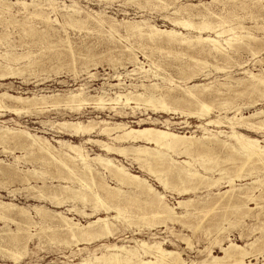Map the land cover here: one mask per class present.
<instances>
[{"label":"rangeland","instance_id":"rangeland-1","mask_svg":"<svg viewBox=\"0 0 264 264\" xmlns=\"http://www.w3.org/2000/svg\"><path fill=\"white\" fill-rule=\"evenodd\" d=\"M4 1H9L13 4L16 2H28L31 4L34 0ZM230 1L231 0H35L38 6L36 8L30 6L28 9L23 10V7L21 8L20 5H13L9 11L3 10V12L0 10V14L2 12L4 13V15L3 13L0 15V24L2 25H0V38L4 35V37H6V39H0V95L4 92L11 96H22L25 98L40 97L43 95L59 96L58 98H63L64 95L73 91L75 93H82V96L88 99L87 102L78 108V111L74 112L69 111L65 107H50L46 108L44 112L35 110L27 114H20L21 116L13 115L10 112H1L0 127L19 128L20 130L29 131L32 134L44 136L57 150H61L63 153H68V150L65 147L61 148L60 145L56 143L57 140L68 141L74 145H82L85 153L90 157L94 158L100 154L104 157L108 156L111 159H115V162L125 166L128 172L141 177L146 180V184L152 186L151 192L145 191L144 194H140V192L135 190L134 186H132L133 188L131 187L130 183H121L116 179H111L103 168L95 166L94 164H92V167H94L93 173L96 174L97 172L96 175L92 173L87 176L84 174L82 175L81 172H77L74 176L71 175L67 169L65 170V168H63L62 173L65 171L64 173L66 174L63 173L62 176L60 170L59 174L58 170H56L57 167L51 165L54 163H52L50 157L44 156L46 159L44 157L39 158L40 154L35 151L23 149L22 147H19L21 150H18L16 149L18 147H15L12 143L5 144L6 147H10L8 149L5 145H1L0 160H2V162H0V166L2 164L3 170L4 168L5 170L4 173L0 174V177L5 179L2 180L0 178V201L11 204L12 208L9 210L10 212L0 211V217L3 218L0 220V264H81L83 259L93 264H113L108 261L110 256L97 259L108 254L104 246L113 245L127 248L133 247L139 250L144 259H151V256L144 254L143 250L139 248L140 242L143 241L147 242L149 246L154 244L153 247L158 243H162V246L168 251L178 252L183 261H198L199 263L202 262L201 260H211L212 256L223 258L224 252L221 248L225 249L231 245H235L243 247L250 253L253 251L251 253L252 255L245 258V261L247 263L249 262L248 264H263L264 186L261 185L264 183V170L261 169V165L259 162L256 163L257 161H255L254 158L249 160L248 163L247 155L239 148L232 149L230 146H227L228 149H225L222 146H218L216 149L212 148L215 150L207 155L208 157L204 154L200 155L201 151H199L200 149L198 147L200 144L193 145L189 150L191 152H185V149L167 152L171 160L168 162L169 166H171L170 169L172 173L170 172V175L169 173L167 174V172L163 174V169L165 170V168L156 167L153 169L152 167L154 172H159L157 175L155 173L153 175L143 170L138 161L135 162V155L133 152H129L127 156L107 154L96 144L86 142L87 139H92L93 141L112 143V141L105 136L93 133L91 137L86 136L84 138H78L76 136L64 134L62 130V132H60L57 128L58 123L64 121L82 122L84 125L94 121L95 125L99 124L96 126L95 130L102 127L104 121L110 125L126 123L135 130L144 128L168 130L179 136H186L199 142L201 141L204 144L207 143V145L209 141H213V136H216L219 141L227 142V144L231 146V143L234 141L233 145L236 144V140L231 138L233 131H235L242 136L258 140L260 145L264 147V84L255 85L260 80H264V9L262 10L264 1H258L259 3L257 0ZM255 6L256 9L254 8ZM2 7L6 9L5 6ZM240 7L243 9L241 10ZM72 8L74 10L76 9L75 13L72 12ZM244 9L247 12L243 11ZM35 10L37 13H42L43 15L47 12L45 17L48 16L51 23L47 22L48 25L43 18L40 19L37 17V19L36 16L34 18V16L27 15L28 11V14H30L31 11L33 14ZM96 14L101 15L99 17L96 16ZM251 14L254 16L252 15L250 17ZM211 15H215L214 18ZM69 16H72L71 20H82L86 24L74 26L71 20L68 19L70 18ZM203 16L205 18H203ZM206 18L208 19L207 21ZM180 20L191 21V23L193 22V26L186 28L174 24V22ZM208 22L210 23L208 24ZM133 23L140 24L144 31L143 36H138L131 32L128 26H131L130 24ZM35 27L37 29H34ZM151 27L158 30H174L182 35L176 42L169 44L165 41L167 40L166 36L156 35L150 38L149 34ZM28 29H30V32L27 31ZM38 29L43 33L39 34L40 31ZM34 30L38 34L34 33ZM219 31L223 33L217 35L216 32ZM197 36L217 39L218 49H214L211 42H198ZM208 53L211 54L209 55ZM135 59L137 62L133 61ZM6 66L9 67L7 68ZM10 68L11 70L9 71ZM12 68L16 73H12ZM6 71L9 72L7 73ZM11 75L14 76L11 77ZM245 83L246 86L244 87ZM252 84H254V86ZM249 85L251 86L249 87ZM195 86H197L196 89L188 93V89ZM127 91L138 92L139 94H143V97L140 101H132L130 107L124 108V111L118 110L121 114L110 111L109 108L111 106L116 108H123V106L116 105V103L107 100L110 97L114 98L117 92L126 93ZM150 92L154 94L156 100L160 99L159 102L166 103L167 109L163 110L160 104L157 103L158 101L148 103V96L151 95L148 93ZM169 94H171V96ZM192 95H195L197 98ZM101 96L104 98V101L100 100ZM169 96L174 97L172 98L173 100ZM90 98H92V100ZM51 101L52 100H50V102ZM197 102L206 103L211 107L209 112H205L206 114L203 113V118L199 116L200 110ZM99 105L102 108H100ZM103 106H106V108ZM131 108H134V111L131 110ZM207 113L209 115H207ZM241 115L243 121L253 125L254 128H248L239 124L241 121L237 122V124L232 127L230 119L234 117L236 119H241ZM210 120L219 122V125L206 126L207 121ZM234 123L236 122L234 121ZM140 125L142 128L139 127ZM205 129H207L208 132ZM10 145H12V147ZM127 146L128 145L125 144V147ZM148 147L155 149V146ZM1 148L4 151H2ZM14 149L15 151H13ZM229 149H231V151ZM233 151L234 153L236 152V154H234ZM239 154L241 161L245 162H242L244 165L241 164L238 157ZM242 155L246 156L243 158ZM236 156L238 159L235 158ZM32 157L35 158V161ZM31 158L32 161L30 162ZM209 160L213 163L217 162L213 164ZM238 160L240 162H238ZM201 162H204V164ZM246 162L247 167L245 166ZM250 162L251 166L249 167ZM53 166L56 169H53ZM192 166L194 168H192ZM238 167L241 168L239 169ZM13 168H15V170H13ZM224 168L227 169L225 170ZM16 169L18 171H16ZM32 169L38 172L34 174L35 177L31 173L34 178L31 177V174L25 173L26 170L32 171ZM222 169L224 170L222 171ZM185 170H188V173L187 171L185 172ZM12 171L17 174L15 175ZM42 171L44 173L45 171L47 172L44 174ZM239 172L241 173L240 175L238 174ZM52 173H54V175L57 173L55 177H58V179H54L55 177H53L54 175ZM249 173L251 175H249ZM193 174H196L198 177L195 176L194 178V176H190ZM252 174L255 175L253 176ZM70 175L72 177H70ZM202 175L206 177L204 178L205 180ZM241 175L243 176L241 177ZM21 176H25L26 179ZM82 176L83 178H81ZM94 176H97L96 179L99 181L97 182L94 178L97 184L103 182L100 185L104 186L99 187V185H96V182L94 183L89 179H92ZM176 176H178V178ZM100 177H102V182L99 180ZM228 177L230 180L226 179ZM160 178L165 180H161ZM172 178H175V181L172 180ZM30 179L32 180L30 181ZM68 179H70V181H68ZM202 179L204 182H207L204 183ZM260 179L263 180L261 181ZM160 180L164 182L162 183L165 186L167 184L169 186H163ZM166 180L167 184H165ZM72 181L74 182L72 183ZM75 182L80 183V185ZM214 183L215 185H213ZM95 185L99 187V189L106 187L108 190L106 188L105 190L107 192L104 189L99 190ZM179 185L182 186V188H179ZM30 186L31 188L28 189ZM47 186L48 188H46ZM48 189L49 191H46ZM114 190L116 196H119V199L115 196V193L113 197L112 192ZM123 190L126 191L124 192ZM252 190L253 193L251 192ZM34 191L35 193H33ZM69 191L71 192L70 194ZM76 191H80L83 196H90H85L86 198L84 200L87 202L81 200L83 199L81 197L82 195L80 193L75 194ZM88 191H92V194ZM157 191L158 193H156ZM104 192L107 193V195ZM119 193L124 196L122 197ZM95 194L99 195V199L102 200L106 208L102 205V202L100 204L102 208L100 207L98 204L100 200L93 196ZM236 194H239V196ZM49 195L56 197L60 196L58 198L60 201L56 200V202L54 200L53 203L51 199L49 200ZM159 195L163 196V202L166 205L173 208L175 212L173 220L176 221V219L179 218V222L178 220L176 222L172 220L170 223L171 220H168L166 217L163 219L162 216H156V208L151 204V200L157 198ZM69 196L70 198H68ZM109 196L112 198H109ZM233 196L237 200L232 202ZM244 196L245 198H243ZM229 197L232 198L230 199ZM259 197H262V199H259ZM253 198L254 202H251L250 200ZM108 199L111 201H107ZM114 199H118L120 202ZM135 199L137 202L141 203L133 202ZM245 199H247V201ZM143 200L147 204L144 203ZM224 201L227 202L225 203ZM204 202L206 203L204 204ZM180 203H182L183 206L180 205ZM187 203L191 206L187 205ZM201 207L205 209L203 210ZM116 208L120 211L116 210ZM235 208H239L240 210H236ZM246 208L249 210L248 213ZM138 209L141 210L139 211ZM44 210L48 211L44 213ZM122 210L124 212H122ZM196 210L198 211L196 212ZM59 214L71 218L72 223L78 224L79 227L87 226L89 222H93L99 218L108 217L107 222L110 224L111 234L104 233V237L98 234L90 239H81V237L74 238L70 232H67L64 224L61 222L62 220ZM47 215L50 216L49 219ZM152 215L153 218L155 216L154 219H152ZM175 215L178 218L174 217ZM145 216L146 219H144ZM147 217H149V219ZM160 223H163V225ZM33 224L36 225L33 226ZM24 225L27 227H24ZM7 227L9 229H7ZM43 228H45V230ZM16 231L20 232L17 234ZM10 232L12 233L9 234ZM14 233L15 235H13ZM12 235L14 239H11ZM9 236L11 237L8 241ZM254 244L259 245V247L257 245L254 247ZM255 248L259 250L257 251ZM260 249H263V251ZM254 250H256V254H253L255 253ZM259 251L262 255L259 254ZM208 252H211V255H208ZM120 259H123V257H120ZM129 264H133V262Z\"/></svg>","mask_w":264,"mask_h":264},{"label":"bare ground","instance_id":"bare-ground-1","mask_svg":"<svg viewBox=\"0 0 264 264\" xmlns=\"http://www.w3.org/2000/svg\"><path fill=\"white\" fill-rule=\"evenodd\" d=\"M160 1V0H159ZM164 1V0H163ZM176 1V0H175ZM217 1V0H216ZM226 1V0H225ZM231 1H233V0H231ZM230 1V2H231ZM238 1V0H237ZM240 1V0H239ZM245 1V0H244ZM254 1H256V0H254ZM258 1H264V0H257V2ZM48 2V1H47ZM234 2V1H233ZM243 2V1H242ZM253 2V1H252ZM256 2V3H257ZM131 3V2H130ZM221 3V2H220ZM259 3V2H258ZM245 4V3H244ZM246 4H248V3H246ZM255 4V3H254ZM13 5H20L21 6V8L24 10V9H28L30 6H32L33 8L35 7H38L37 6V4L35 3V0L30 4V3H28V2H16V3H10L9 1L8 2H5L4 0H0V10H7V11H9L10 10V8L11 7H13ZM42 5V4H41ZM2 6H5L6 7V9L4 8V7H2ZM40 6V5H39ZM50 6V5H49ZM234 6V5H233ZM32 7H31V9H32ZM4 8V9H3ZM139 8V7H138ZM255 9H256V6L254 7ZM234 9H235V7H234ZM240 9H241V7H240ZM243 9V8H242ZM241 9V10H242ZM264 9V7H262V10ZM33 10V9H32ZM51 10H52V7H51ZM60 10V9H59ZM62 10V9H61ZM65 10V9H64ZM76 10V9H75ZM75 10L72 8V12H74L75 13ZM261 10V9H260ZM21 11V10H20ZM36 11V10H35ZM35 11L33 12V14L30 12V14H28L29 13V11H28V13H27V15H29V16H34V18H35V16H36V18L37 17H39L40 19H42L43 18V20H45L46 21V23L47 22H50V19H49V17L47 16V17H45L46 16V14H47V12H46V14H45V12H44V14L45 15H43L42 13H37V11H36V13H35ZM229 11V10H228ZM236 11V10H235ZM243 11H246L245 9L243 10ZM250 11V10H249ZM259 11V10H258ZM4 12V11H3ZM2 12V13H3ZM27 12V11H26ZM231 12V11H230ZM247 12V11H246ZM256 12H257V10H256ZM1 13V14H2ZM229 13V12H228ZM250 13V12H249ZM252 13V12H251ZM258 13V12H257ZM0 14V15H1ZM11 14H13V13H11ZM25 14V13H24ZM3 15H4V13H3ZM17 15V14H16ZM63 15H66V14H63ZM70 15V14H69ZM75 15V14H74ZM74 15H72V16H74ZM76 15H77V13H76ZM100 15L101 14H96V16H99L100 17ZM234 15V14H233ZM249 15V14H248ZM253 14H251L250 15V17L252 16ZM62 16V15H61ZM68 16V15H67ZM71 16V17H72ZM208 16V15H207ZM211 16H213V15H211ZM215 16V15H214ZM214 16H213V18H214ZM235 16V15H234ZM254 16V15H253ZM256 16V15H255ZM9 17V16H8ZM11 17H12V15H11ZM65 17V16H64ZM70 17V16H69ZM71 17L70 18H68L69 20H71ZM76 17V16H75ZM163 17V16H162ZM210 17V16H209ZM218 17H220V16H218ZM225 17V16H224ZM261 17V16H260ZM22 18V17H21ZM27 18V17H26ZM33 18V19H34ZM66 18V17H65ZM161 18V17H160ZM203 18H205L204 16H203ZM202 18V19H203ZM256 18H257V16H256ZM1 19V18H0ZM38 19V18H37ZM94 19V18H93ZM211 19H212V17H211ZM220 19V18H219ZM9 20V19H8ZM19 20H21V19H19ZM64 20V19H63ZM166 20V19H165ZM208 19L206 18V21H207ZM40 21V20H39ZM53 21V20H52ZM85 21V20H84ZM256 21V20H255ZM5 22V21H4ZM25 22V21H24ZM41 22V21H40ZM54 22V21H53ZM52 22V23H53ZM71 22H72V24H74V26L75 25H78V24H84L85 22H83L82 20H78V19H72L71 20ZM139 22V21H138ZM22 23V22H21ZM29 23V22H28ZM36 23V22H35ZM42 23H43V21H42ZM51 23V22H50ZM210 22H208V24H209ZM7 24V23H6ZM48 24V23H47ZM47 24H42V25H47ZM58 24V23H57ZM66 24H67V22H66ZM86 24V23H85ZM123 24H124V22H123ZM143 25H145L144 23H142ZM174 24H177V25H181V26H184V27H192L193 26V22L191 23V21H185V20H180V21H176V22H174ZM1 25V24H0ZM31 25V24H30ZM49 25V24H48ZM115 25V24H114ZM131 26H128L129 27V29L131 30V32H133L135 35H138V36H143V29H142V27L140 26V24L139 23H133V24H130ZM205 25V24H204ZM217 25H219V24H217ZM2 26V25H1ZM85 26V25H84ZM86 26H88V25H86ZM203 26V25H202ZM20 27V26H19ZM27 27V26H26ZM259 27H261V26H259ZM30 28H32V27H30ZM51 28V27H50ZM123 28V27H122ZM146 28V27H145ZM208 28V27H207ZM232 28V27H231ZM262 28V27H261ZM34 29H37L36 27L34 28ZM46 29V28H45ZM114 29V28H113ZM11 30V29H10ZM25 30V29H24ZM31 30H33V29H31ZM39 30V29H38ZM49 30V29H48ZM217 30V29H216ZM227 30V29H226ZM8 31V30H7ZM27 31H29L30 32V29H28ZM35 31V30H34ZM40 32H39V34H42L41 33V30H39ZM64 31V30H63ZM80 31V30H79ZM78 31V32H79ZM124 31V30H123ZM207 31V30H206ZM223 31V30H222ZM222 31H219V32H216V34L217 35H219V34H222L223 32ZM242 31V30H241ZM6 32V31H5ZM233 32V31H232ZM231 32V33H232ZM24 33V32H23ZM33 33V32H32ZM32 33H29V34H32ZM34 33H37L36 31L34 32ZM33 33V34H34ZM89 33V32H88ZM109 33V32H108ZM13 34V33H12ZM38 34V33H37ZM126 34V33H125ZM225 34V33H224ZM246 34V33H245ZM109 35V34H108ZM156 35H162V36H166L167 37V40H165L167 43H169V44H172L173 42H176L178 39H179V37L182 35V34H180V33H177L176 31H174V30H171V31H168V30H158V29H156V28H154V27H151V30H150V34H149V37L150 38H153L154 36H156ZM188 35V34H187ZM5 36V35H4ZM2 37L1 36V38H5L6 39V37ZM29 36H31V35H29ZM32 36H34V35H32ZM35 36L37 37V35L35 34ZM53 36V35H52ZM127 36H129V35H127ZM42 37V36H41ZM66 37V36H65ZM112 37H113V35H112ZM235 37V36H234ZM234 37H233V39H234ZM0 38V39H1ZM8 38V37H7ZM24 38V37H23ZM46 38H47V36H46ZM140 38V37H139ZM4 39V40H5ZM39 39V38H38ZM62 39V38H61ZM196 39V38H195ZM229 39H230V37H229ZM4 40H2V41H4ZM7 40H9V39H7ZM6 40V41H7ZM29 40V39H28ZM126 40V39H125ZM197 40H198V42H211L212 44H213V47H214V49H218V47H217V45H218V40L217 39H213V38H211V37H207V38H203V37H198L197 36ZM73 42V41H72ZM100 42V41H99ZM181 42H184V41H181ZM241 42V41H240ZM65 43V42H64ZM193 43V42H192ZM229 43H231V42H229ZM228 43V44H229ZM199 44V43H198ZM232 44V43H231ZM107 45V44H106ZM41 46V45H40ZM39 46V47H40ZM94 46V45H93ZM73 47V46H72ZM98 47V46H97ZM221 47V46H220ZM70 48V47H69ZM125 48V47H124ZM139 48V47H138ZM73 49V48H72ZM116 49V48H115ZM145 49V48H144ZM175 49V48H174ZM128 50V49H127ZM150 50V49H149ZM183 50V49H182ZM94 51H96V50H94ZM221 51V50H220ZM68 52V51H67ZM74 52V51H73ZM150 52V51H149ZM158 52V51H157ZM47 53V52H46ZM115 53V52H114ZM71 54V53H70ZM153 54V53H152ZM209 54V53H208ZM211 54V53H210ZM209 54V55H210ZM135 56V55H134ZM178 56V55H177ZM4 57H5V55H4ZM29 57V56H28ZM54 57H55V55H54ZM109 57V56H108ZM203 57H204V55H203ZM7 58V57H6ZM11 58V57H10ZM44 58V57H43ZM201 58V57H200ZM13 59V58H12ZM109 59V58H108ZM114 59V58H113ZM204 59V58H203ZM207 59V58H206ZM6 60V59H5ZM8 60H9V58H8ZM16 60V59H15ZM29 60H30V58H29ZM44 60V59H43ZM81 60V59H80ZM132 60V59H131ZM214 60H215V58H214ZM10 61V60H9ZM12 61V60H11ZM133 61H136V59L135 60H133ZM200 61H201V59H200ZM205 61H207V60H205ZM97 62V61H96ZM129 62V61H128ZM137 62V61H136ZM141 62V61H140ZM224 62V61H223ZM10 63V62H9ZM14 63V62H13ZM32 63V62H31ZM36 63V62H35ZM34 63V64H35ZM150 63V62H149ZM173 63V62H172ZM33 64V65H34ZM38 64V63H37ZM85 64V63H84ZM140 64V63H139ZM151 64V63H150ZM44 65V64H43ZM99 65V64H98ZM129 65V64H128ZM138 65V64H137ZM181 65V64H180ZM208 65V64H207ZM55 66V65H54ZM67 66V65H66ZM88 66V65H87ZM182 66V65H181ZM7 68L9 67V66H6ZM242 67V66H241ZM0 69H1V66H0ZM5 69V68H4ZM175 69V68H174ZM11 70V68L9 69V71ZM12 70H13V68H12ZM79 70V69H78ZM149 70V69H148ZM210 70V69H209ZM208 70V71H209ZM5 71V70H4ZM9 71H6L7 73L9 72ZM14 71V70H13ZM12 71V73H16V71H14L13 72ZM20 71V70H19ZM19 71H17V72H19ZM135 71V70H134ZM133 71V72H134ZM153 71V70H152ZM174 71V70H173ZM136 72V71H135ZM149 72V71H148ZM151 72V71H150ZM206 72V71H205ZM262 72V71H261ZM4 73V72H3ZM11 73V72H10ZM11 73V74H12ZM37 73V72H36ZM21 74V73H20ZM39 74V73H38ZM74 74V73H73ZM154 74V73H153ZM16 75V74H15ZM120 75V74H119ZM127 75V74H126ZM194 75V74H193ZM192 75V76H193ZM1 76V75H0ZM14 75H11V77H13ZM17 76V75H16ZM25 76H27V75H25ZM33 76V75H32ZM154 76V75H153ZM180 76V75H179ZM195 76V75H194ZM2 77H3V75H2ZM6 77V76H5ZM8 77V76H7ZM119 77V76H118ZM117 77V78H118ZM158 77V76H157ZM253 78H255L254 76H252ZM257 77V76H256ZM187 78V77H186ZM3 79V78H2ZM222 79V78H221ZM252 79V78H251ZM254 80V79H253ZM234 83V82H233ZM243 83V82H242ZM257 84H264V80L262 79V80H260L259 82H257L255 85H257ZM253 86H254V84H252ZM113 86H115V85H113ZM117 86V85H116ZM118 86H119V83H118ZM128 86V85H127ZM130 86V85H129ZM128 86V87H129ZM246 86V83H245V85H244V87ZM251 85H249V87H250ZM260 86V85H259ZM131 87V86H130ZM136 87V86H135ZM153 87V86H152ZM196 87L197 86H195V87H191V88H189L188 89V93L191 91V90H193V89H196ZM211 87V86H210ZM256 87V86H255ZM120 89V88H119ZM248 89V88H247ZM250 89H253V88H250ZM141 90V89H140ZM155 90V89H154ZM183 90V89H182ZM207 90V89H206ZM254 91V90H253ZM202 92V91H201ZM237 92V91H236ZM241 92V91H240ZM104 93V92H103ZM142 93V92H141ZM145 93V92H144ZM153 93V92H152ZM160 93V92H159ZM219 93V92H218ZM239 93V92H238ZM245 93V92H244ZM147 94V93H146ZM148 94H151V92L150 93H148ZM187 94V93H186ZM191 94V93H190ZM243 94V93H242ZM40 95V94H39ZM159 95V94H158ZM170 96H171V94H169ZM189 95V94H188ZM202 95V94H201ZM204 95V94H203ZM257 95V94H256ZM169 96V97H170ZM193 97H196L195 95H192ZM247 96V95H246ZM59 96H45V95H43V96H40V97H37V96H35V97H22V96H11V95H9V94H7V93H4L3 92V94H1L0 95V116L2 115L1 114V112H10V113H12L13 115H16V116H21L20 114H23V113H25V114H27V113H30V112H34L35 110L36 111H39V112H44V110L46 109V108H61V107H65L66 109H68L69 111H72V112H74V111H78L79 109L78 108H80V106H82L85 102H87V98L85 97V96H82V93H75V92H70V93H68V94H66V95H64V97L63 98H58ZM97 97V96H96ZM143 97V94H139L138 92H126V93H123V92H117L116 93V96L114 97V98H107L108 100L107 101H110V102H114V103H116V105H121V106H123V108H116V107H114V106H109L110 108H109V110L110 111H112V112H118V110H123L124 111V108H128V107H130V105H131V102L132 101H140V99ZM177 97V96H176ZM88 98H89V96H88ZM93 98H94V96H93ZM158 98V97H157ZM167 98H168V95H167ZM171 99L172 98H174V97H170ZM169 98V99H170ZM197 98V97H196ZM241 98H242V96H241ZM255 98V97H254ZM261 98V97H260ZM91 100H92V98H90ZM96 99H98V98H96ZM95 99V100H96ZM185 99V98H184ZM219 99V98H218ZM50 100H52L51 102H50ZM100 100L101 101H104V98L101 96V98H100ZM160 100V99H159ZM159 100H156L155 98H154V94H151L150 96H148V100H147V102L148 103H154V102H157V103H159L160 104V106H161V108L163 109V110H165V109H167V105H166V103H164V102H159ZM173 100V99H172ZM177 100V99H176ZM175 100V101H176ZM178 100H179V98H178ZM182 100V99H181ZM186 100V99H185ZM248 100V99H247ZM90 101V100H89ZM106 101V100H105ZM167 101V100H166ZM180 101V100H179ZM184 101V100H183ZM177 102V101H176ZM186 102H188V101H186ZM244 102V101H243ZM171 103V102H170ZM183 103H185V102H183ZM198 103V105H199V110H200V113H199V116L200 117H202L204 114L203 113H205V112H209L210 110H211V107L208 105V104H206V103H202V102H197ZM209 103V102H208ZM230 103V102H229ZM156 104V103H155ZM169 104V103H168ZM189 104V103H188ZM218 104V103H217ZM143 105V104H142ZM96 106V105H95ZM120 106V107H121ZM147 106V105H146ZM145 106V107H146ZM189 106V105H188ZM98 107V106H97ZM99 107H100V105H99ZM104 107V106H103ZM148 107V106H147ZM153 107V106H152ZM181 107V106H180ZM187 107V106H186ZM242 107V106H241ZM100 108H102V107H100ZM104 108H106V106L104 107ZM107 108H108V106H107ZM135 108V107H134ZM134 108H131V110H133L134 111ZM159 108V107H158ZM195 108V107H194ZM162 109H159V110H162ZM186 109V108H185ZM108 110V109H107ZM191 110V109H190ZM194 110V109H193ZM169 111V110H168ZM224 112V111H223ZM230 112V111H229ZM118 113H120L121 114V112H118ZM206 114V113H205ZM207 115H209L208 113H207ZM206 116V115H205ZM197 117V116H196ZM203 118V117H202ZM250 118V117H249ZM229 119V118H228ZM198 120V119H197ZM88 121V120H87ZM141 121H143V120H141ZM234 121L236 122V123H234ZM241 121V123H239V124H241V125H243V126H245V127H248V128H254V126L253 125H250V124H248V123H246L245 121H243V117H242V115H241V119H236L235 117L234 118H232V119H230V124H231V126L232 127H234L236 124H237V122H240ZM248 121H250V120H248ZM101 122H103V121H101ZM55 124V123H54ZM97 125H99V124H94V121L93 122H90V123H88L87 125H84L82 122H71V121H64V122H62V123H58V125H57V128L59 129V131L60 132H62L63 131V133L64 134H67V135H71V136H76V137H78V138H81V137H91L92 136V134L93 133H98L99 135H102V136H105V137H107L110 141H112V143H106V142H103V141H93L92 139H87L86 140V142H88V143H94V144H96L98 147H100V149L102 150V151H104V152H106L107 154H117V155H119V156H121V155H123V156H127V154L129 153V152H133V154L135 155V162L136 161H138L139 163H140V165H141V167H142V169L143 170H145V171H147L148 173H150V174H153L154 175V173L157 175L158 173H156V172H154L153 170H152V167H153V169L154 168H165V170L163 169V174H166V172H167V174L169 173V175L172 173V170L170 169V167L171 166H169V162L168 161H171L170 160V157H169V154L167 153V152H175V151H178V150H183V149H185V152H188L191 148H192V146L194 145L195 146V144H200V146H198L199 147V151H201V153H200V155L202 154H204L205 156H207V155H209V154H211L218 146H222V147H224L225 149L227 148V146H230V148H239L240 150H242L243 151V153L244 154H246L247 155V159H248V163H249V160H252V158H254L255 159V161H257L256 163H258L259 162V164L261 165V169H263L264 170V147L263 146H261L260 145V143H259V141L258 140H255V139H252V138H249V137H245V136H242V135H240V134H238L237 132H235V131H233V135L231 136V138L232 139H235L236 140V144L235 145H233V143L235 142H233V143H231L232 144V146L231 145H229V144H227V142H223V141H219L217 138H216V136H213L214 137V139H213V141L211 140V141H209L208 142V145H207V143H203V142H199V141H197V140H195V139H191V138H188V137H186V136H179V135H177V134H174V133H172V132H170V131H168V130H160V129H155V128H144V129H137V130H135V129H133V127H131V126H128L126 123H120V124H113V125H110V124H108V123H106L105 121L103 122V126L102 127H99V129L98 130H95L96 129V126ZM211 125H219V122H217V121H215V120H210V121H207V123H206V126H211ZM54 126V125H53ZM52 126V127H53ZM140 128H142V126L140 125L139 126ZM256 127V126H255ZM62 130V131H61ZM206 131H207V129H205ZM208 132V131H207ZM223 133V132H222ZM220 134H221V132H220ZM214 135V134H213ZM206 139H208V138H206ZM230 139V138H229ZM14 144L15 145V147H18V148H16V149H18V150H21V149H19V147H22L23 149H31V150H33V151H35L36 153H38V154H40L39 155V158H42V157H44V156H47V157H50V159L52 160V163H54V164H51V165H55V167H57V169L53 166V169H56V170H58V173L60 174V172L62 173V169L63 168H65V170L67 169L68 170V172L71 174V175H74L75 176V174L77 173V172H81V174L83 175H87V176H89L90 174H92L93 173V171H94V167H92V164H94L95 166H99L100 168H103V170L104 171H106L108 174H109V176L111 177V179L113 178V179H116L118 182H121V183H124V182H128V183H130L131 184V187L132 186H134L135 187V190H137L138 192H140V194H144V192L145 191H150L151 192V190H152V186L150 185V184H146L147 182H145L146 180H144V179H142L141 177H139V176H136V175H134V174H132V173H130V172H128L127 170H126V168H125V166H123L122 164H118V163H116L115 161V159H111V158H109L108 156H106V157H104V156H102V155H97V156H95L94 158H92V157H90L88 154H86L85 153V151H84V149L82 148V145H74V144H72V143H70V142H68V141H60V140H57L56 141V143L57 144H59L60 145V147L62 148V147H65L67 150H68V153H63L61 150H57L56 149V147H54L53 145H52V143L46 138V137H44V136H39V135H36V134H32V133H30L29 131H26V130H20L19 128L18 129H15V128H10V127H6V126H2V127H0V146L1 145H5V144ZM125 144H127L128 146L127 147H125ZM117 145H119V146H117ZM190 145V146H189ZM9 146V145H8ZM11 147H12V145H10ZM148 146H155V149H151L150 147H148ZM5 147H6V145H5ZM14 147V146H13ZM7 149L8 148H10V147H6ZM212 148H215V149H212ZM2 149V148H1ZM228 149V148H227ZM30 150V151H31ZM230 151H231V149H229ZM240 150H238V151H240ZM2 151H4L3 149H2ZM13 151H15V149L13 150ZM23 151V150H22ZM25 151H29V150H25ZM196 151V150H195ZM235 151V150H234ZM234 151H233V153H234ZM189 152H191V151H189ZM227 152V151H226ZM25 153V152H24ZM233 153H230V154H233ZM234 154H236V152L234 153ZM238 154V153H237ZM241 154V153H240ZM240 154L238 155V157L240 156ZM24 155V154H23ZM229 155V154H228ZM246 155H244V156H246ZM26 156V155H25ZM30 156H32V155H30ZM41 156V157H40ZM204 156V157H205ZM243 156V155H242ZM242 156H241V158H242ZM244 156H243V158H244ZM22 157H24V156H22ZM27 157V156H26ZM208 157V156H207ZM33 158V157H32ZM32 158H31V160H30V162L32 161ZM45 158V157H44ZM232 158V157H231ZM234 158V157H233ZM236 159H238L237 158V156L235 157ZM246 158V157H245ZM18 159V158H17ZM23 159H25V158H23ZM30 159V158H29ZM34 159V161H35V158H33ZM38 159V158H37ZM46 159V158H45ZM212 159V158H211ZM239 159H240V157H239ZM48 160V159H47ZM174 160V159H173ZM212 160H214V159H212ZM215 160H217V159H215ZM225 160V159H224ZM245 160V159H244ZM25 161V160H24ZM39 161H40V159H39ZM44 161V160H43ZM175 161V160H174ZM173 161V162H174ZM208 161V160H207ZM209 161H211V160H209ZM229 161V160H228ZM235 161V160H234ZM240 161H241V159H240ZM239 160H238V162H240ZM254 161V162H255ZM0 162H2V160H0ZM23 162V161H22ZM38 162V161H37ZM45 162V161H44ZM212 162V161H211ZM217 162V161H216ZM216 162H212L213 164H215ZM230 162V161H229ZM232 162V161H231ZM238 162H237V164H238ZM242 162H244V161H241V164H243L244 165V163H242ZM247 162H246V167H247ZM254 162H252V163H254ZM18 163V162H17ZM27 163H28V161H27ZM35 163V162H34ZM41 163V162H40ZM51 163V162H50ZM176 163H178V162H176ZM202 163V162H201ZM208 163V162H207ZM32 164V163H31ZM39 164V163H38ZM202 164H204V162L202 163ZM258 164V165H259ZM4 165V164H3ZM7 165V164H6ZM11 165V164H10ZM45 165V164H44ZM47 165V164H46ZM50 165V167L52 168V166ZM171 165V164H170ZM184 165V164H183ZM190 165V164H189ZM208 165V164H207ZM233 165H234V163H233ZM249 165V164H248ZM254 165V164H253ZM33 166V165H32ZM43 166V165H42ZM187 166H188V162H187ZM205 166V165H204ZM203 166V167H204ZM237 166V165H236ZM241 166V165H240ZM251 166V162H250V165H249V167ZM6 167V166H5ZM44 167H46V166H44ZM50 167H49V169H50ZM183 167V166H182ZM208 167V166H207ZM254 167V166H253ZM255 167H256V165H255ZM254 167V168H255ZM11 168V167H10ZM39 168H40V166H39ZM184 168V167H183ZM192 168H194L193 166H192ZM239 168V167H238ZM238 168H236V169H238ZM241 168V167H240ZM239 168V169H240ZM243 168H244V166H243ZM253 168V169H254ZM12 169V168H11ZM22 169V168H21ZM42 169V168H41ZM142 169H140V170H142ZM205 169V168H204ZM211 169V168H210ZM225 170L227 169V168H224ZM224 169H222V171L224 170ZM256 169H257V167H256ZM4 170H5V168H4ZM4 170H3V166H2V164H1V166H0V174L1 173H4ZM13 170H15V168H13ZM59 170H60V172H59ZM162 170V169H161ZM207 170V169H206ZM260 170V169H259ZM16 171H18L17 169H16ZM23 171V170H22ZM25 171V170H24ZM41 171V170H40ZM43 171H44V169H43ZM42 171V172H43ZM48 171V170H47ZM47 171H45V173L47 172ZM50 171H51V169H50ZM49 171V172H50ZM184 171V170H183ZM187 171V173H188V170H185V172ZM204 171V170H203ZM228 171V170H227ZM230 171V170H229ZM239 171V170H238ZM242 171V170H241ZM250 171V170H249ZM261 171V170H260ZM6 172V171H5ZM8 172V171H7ZM9 172H11V171H9ZM41 172V173H42ZM57 172V171H56ZM65 172V171H64ZM63 172V173H64ZM67 172V171H66ZM68 172H67V174H68ZM171 172V173H170ZM198 172V171H197ZM12 173H15L14 171H12ZM19 173V172H18ZM22 173V172H21ZM24 173V172H23ZM25 173L26 174H37L38 172L36 171V170H34V169H32V171H30V170H26L25 171ZM44 173V172H43ZM44 173V174H45ZM63 173H62V176H63ZM162 173V172H161ZM160 173V174H161ZM182 173V172H181ZM219 173H220V171H219ZM229 173V172H228ZM228 173H226V174H228ZM233 173V172H232ZM231 173V174H232ZM248 173V172H247ZM247 173H245V174H247ZM256 173V172H255ZM17 173H15V175H16ZM32 174H31V177H33L32 176ZM43 174V175H44ZM53 175H54V173H52ZM58 174V175H59ZM64 174H66V173H64ZM80 174V173H79ZM94 174V173H93ZM96 174H97V172H96ZM96 174H94V175H96ZM190 174H191V172H190ZM198 174V173H197ZM222 174V173H221ZM234 174V173H233ZM233 174H232V176H233ZM239 175L241 174L240 172L238 173ZM243 174V173H242ZM7 175H9V174H7ZM23 175H25V174H23ZM55 175H57V173L55 174ZM55 175L53 176V177H55ZM70 175V177H72ZM200 175V174H199ZM225 175V174H224ZM224 175H223V177H224ZM229 175H230V173H229ZM244 175V174H243ZM243 175H241V177L243 176ZM249 175H251L250 173H249ZM253 176L255 175V174H252ZM2 176V175H1ZM3 176H5V175H3ZM45 176H47V175H45ZM50 176H51V173H50ZM61 176V175H60ZM68 176V175H67ZM104 176V175H103ZM189 176V175H188ZM190 176H194V178H195V176L196 177H198L196 174H193V175H190ZM203 176V175H202ZM220 176H222V175H220ZM15 177V176H14ZM21 177H23V176H21ZM34 177H35V175H34ZM33 177V178H34ZM64 177H66V176H64ZM97 177V176H96ZM96 177L94 176L92 179L91 178H89L90 180H92L94 183L97 181V179H96ZM109 177V178H110ZM164 177V176H163ZM177 178H178V176H176ZM175 177V178H176ZM227 177V176H226ZM229 177H231V176H229ZM229 177L228 178H226V179H229ZM237 177H238V175H237ZM240 177V178H241ZM244 177H246V176H244ZM258 177V176H257ZM256 177V178H257ZM264 177V176H263ZM1 178V177H0ZM23 178H25V176L23 177ZM28 178H29V176H28ZM58 179V177H55L54 179ZM60 178V177H59ZM68 178V177H67ZM81 178H83V176L81 177ZM96 179V181H95V179ZM101 178L102 177H100L99 178V180H100V182H102V180H101ZM157 178H159V177H157ZM169 178H170V176H169ZM175 178H172V180H174L175 181ZM182 178V177H181ZM190 178V177H189ZM204 178H206V177H204L203 176V179ZM259 178V177H258ZM2 179V178H1ZM5 179V178H4ZM4 179H2V180H4ZM26 179V178H25ZM36 179V178H35ZM42 179V178H41ZM40 179V180H41ZM50 179V178H49ZM74 179V178H73ZM76 179V178H75ZM85 179V178H84ZM87 179H88V177H87ZM104 179V178H103ZM155 179H156V177H155ZM161 180H165L166 179V177H165V179H163V178H160ZM202 179V181L204 182V180ZM216 179V178H215ZM214 179V180H215ZM237 179V178H236ZM239 179V178H238ZM243 179V178H242ZM32 179H30V181H31ZM38 180H39V178H38ZM46 180H48V179H46ZM52 180V179H51ZM62 180V179H61ZM79 180V179H78ZM157 180V179H156ZM160 180V182L162 183L163 181H161ZM169 180V179H168ZM213 180V181H214ZM217 180H218V178H217ZM216 180V181H217ZM219 180H221V179H219ZM230 180V179H229ZM228 180V181H229ZM232 180V179H231ZM261 180V179H260ZM263 180V179H262ZM261 180V181H262ZM12 181V180H11ZM23 181V180H22ZM27 181H28V179H27ZM68 181H70V179H68ZM80 181V180H79ZM180 181V180H179ZM211 181H212V179H211ZM222 181V180H221ZM234 181V180H233ZM232 181V182H233ZM24 182H26V181H24ZM74 181H72V183H73ZM78 182V181H77ZM77 182H75V183H77ZM97 182H99V181H97ZM97 182H96V185H99V187L100 186H104V185H100V184H102V183H100V184H97ZM159 182V181H158ZM167 182V180L165 181V184H167L166 183ZM169 182V181H168ZM172 182V181H171ZM207 182V181H206ZM206 182H204V183H206ZM220 182V181H219ZM258 182V181H257ZM28 183V182H27ZM26 183V184H27ZM71 183V182H70ZM83 183V182H82ZM87 183V182H86ZM89 183V182H88ZM92 183V182H91ZM104 183H105V181H104ZM127 183V184H128ZM164 183V182H163ZM162 183V184H163ZM170 183V182H169ZM183 183V182H182ZM187 183H189V182H187ZM192 183V182H191ZM202 183V182H201ZM260 183H262V182H260ZM259 183V184H260ZM20 184V183H19ZM77 184H79L80 185V183H77ZM175 184H177V183H175ZM190 184V183H189ZM195 184H197V183H195ZM217 184H218V182H217ZM11 185V184H10ZM48 185V184H47ZM75 185V184H74ZM83 185V184H82ZM95 185V186H96ZM107 185V184H106ZM105 185V186H106ZM109 185V184H108ZM123 185H125V184H123ZM168 185V184H167ZM166 185V186H167ZM172 185V184H171ZM170 185V186H171ZM181 185H183V184H181ZM191 185V184H190ZM205 185V184H204ZM203 185V186H204ZM208 185V184H207ZM213 185H215V183L213 184ZM4 186H6V185H4ZM3 186V187H4ZM26 186H28V185H26ZM50 186V185H49ZM62 186V185H61ZM84 186V185H83ZM110 186V185H109ZM121 186H122V184H121ZM126 186V185H125ZM130 186V185H129ZM163 186H165L164 184H163ZM165 186V187H166ZM169 186V185H168ZM176 186V185H175ZM184 186V185H183ZM199 186V185H198ZM198 186H197V188H198ZM200 186H202V185H200ZM206 186V185H205ZM210 186V185H209ZM212 186V185H211ZM260 186V185H259ZM258 186V187H259ZM261 186H264V183L261 185ZM260 186V187H261ZM7 187V186H6ZM9 187V186H8ZM60 187V186H59ZM64 187V186H63ZM81 187V186H80ZM85 187V186H84ZM97 187V186H96ZM99 187H97L98 189H99ZM164 187V188H165ZM177 187H178V185H177ZM182 188V186H180L179 185V188ZM27 188V187H26ZM29 188H31V186L30 187H28V189ZM46 188H48V186L46 187ZM79 188V187H78ZM91 188V187H90ZM102 188V187H101ZM106 188V187H105ZM105 188H103L104 190H105ZM110 188V187H109ZM112 188H113V186H112ZM133 188V187H132ZM33 189V188H32ZM52 189V188H51ZM68 189V188H67ZM66 189V190H67ZM103 189H99V190H103ZM107 189V188H106ZM118 189V188H117ZM175 189V188H174ZM189 189H190V187H189ZM191 189H192V186H191ZM196 189V188H195ZM13 190V189H12ZM36 190V189H35ZM45 190V189H44ZM65 190V191H66ZM108 190V189H107ZM118 190H120V189H118ZM132 190V189H131ZM176 190V189H175ZM235 190V189H234ZM32 191V190H31ZM40 191V190H39ZM43 191V190H42ZM46 191H49V189L48 190H46ZM45 191V192H46ZM56 191V190H55ZM64 191V190H63ZM84 191V190H83ZM96 191V190H95ZM106 191V190H105ZM124 192L126 191V190H123ZM130 191V190H129ZM177 191V190H176ZM183 191H185V190H183ZM192 191V190H191ZM231 191V190H230ZM246 191H248V190H246ZM249 191H250V188H249ZM259 191H261V190H259ZM52 192H54V191H52ZM72 192H74V191H72ZM85 192V191H84ZM88 192H92V191H88ZM107 192V191H106ZM119 192V191H118ZM117 192V193H118ZM121 192V191H120ZM137 192V193H138ZM149 192V193H150ZM179 192V191H178ZM252 193H253V190L251 191ZM250 192V193H251ZM263 192H264V190H263ZM262 192V193H263ZM33 193H35V191L33 192ZM50 193V192H49ZM48 193V194H49ZM71 192L69 191V194H70ZM78 193H80L81 194V192L79 191H76V193L75 194H78ZM100 193H101V191H100ZM105 193V192H104ZM113 193V194H112ZM111 194L113 195V197H114V193H115V190L112 192ZM128 193V192H127ZM156 193H158V191L156 192ZM187 193V192H186ZM234 193V192H233ZM251 193V194H252ZM42 194V193H41ZM55 194V193H54ZM79 194V195H80ZM92 194V193H91ZM106 195H107V193H105ZM109 194V193H108ZM120 195H121V193H119ZM119 194H117V195H119ZM245 194V193H244ZM264 194V193H263ZM30 195V194H29ZM37 195H39V194H37ZM63 195V194H62ZM82 195V196H81ZM80 196L83 198V199H81V200H84L86 197H90V196H83V194H81ZM90 195V194H89ZM105 195V196H106ZM148 195V194H147ZM233 195V194H232ZM236 195H238L239 196V194H236ZM243 195V194H242ZM35 196V195H34ZM67 196H68V194H67ZM72 196H73V193H72ZM76 196H78V195H76ZM92 196V195H91ZM95 198H97V199H99V195L98 194H95V195H93ZM111 196V195H110ZM109 196V198H112V197H110ZM115 196H116V193H115ZM122 196V195H121ZM124 196V195H123ZM122 196V197H123ZM126 196H127V194H126ZM132 196H134V195H132ZM241 196V195H240ZM251 196V195H250ZM250 196H248V197H250ZM259 196V195H258ZM60 197V196H59ZM59 197H56V196H50L49 195V200L51 199L52 200V202L55 200H57V201H60L58 198ZM75 197V196H74ZM117 197V196H116ZM119 197V196H118ZM117 197V198H118ZM122 197H121V199H122ZM237 197V196H236ZM255 197V196H254ZM41 198V197H40ZM68 198H70V196L68 197ZM79 198V197H78ZM125 198V197H124ZM230 199L232 198V197H229ZM242 198V197H241ZM243 198H245V196L243 197ZM252 198V197H251ZM250 198V199H251ZM39 199V198H38ZM42 199H43V196H42ZM64 199H67V198H64ZM73 199H76V198H73ZM91 199H93V198H91ZM119 199V198H118ZM118 199L116 200V199H114V200H116V201H118ZM248 199V198H247ZM247 199H245L246 201H247ZM259 199H262V197L260 198L259 197ZM264 199V198H263ZM45 200V199H44ZM62 200V199H61ZM70 200V199H69ZM94 200V199H93ZM100 201V203H98L99 205L101 204V202H102V200L101 199H99ZM105 200H106V197H105ZM104 200V201H105ZM113 200V201H114ZM124 200V199H123ZM129 200V199H128ZM134 200V199H133ZM146 200V199H145ZM229 200V199H228ZM227 200V201H228ZM235 200H237V199H235V197L233 196V200H232V202L233 201H235ZM254 200V198L252 199V200H250L251 202ZM258 200V199H257ZM56 201V202H57ZM70 201H72V200H70ZM77 201V200H76ZM85 201V200H84ZM90 201V200H89ZM107 201H111L110 199H108ZM107 201H106V203H107ZM125 201V200H124ZM144 201V200H143ZM142 201V202H143ZM221 201V200H220ZM223 201V200H222ZM227 201H224L225 203L227 202ZM231 201V200H230ZM240 201V200H239ZM248 201H249V199H248ZM260 201V200H259ZM56 202H55V204H56ZM62 202V201H61ZM61 202H60V204H61ZM65 202V201H64ZM78 202H79V200H78ZM85 202H87V201H85ZM94 202V201H93ZM96 202V201H95ZM98 202V201H97ZM115 202V201H114ZM118 202H120V201H118ZM125 202H127V201H125ZM133 202H135V203H141V202H137L136 201V199H135V201H133ZM191 202V201H190ZM210 202H212V201H210ZM217 202V201H216ZM238 202V201H237ZM241 202V201H240ZM242 202H244V201H242ZM254 202V201H253ZM54 203V202H53ZM59 203V202H58ZM73 203H75V202H73ZM82 203H83V201H82ZM116 203V202H115ZM144 203H146L145 201H144ZM185 203V202H184ZM206 202H204V204H205ZM213 203V202H212ZM93 204V203H92ZM108 204V203H107ZM112 204V203H111ZM114 204V203H113ZM147 204V203H146ZM145 204V205H146ZM151 204L156 208V216L158 215V216H162L163 217V219H164V217H166L168 220H171L170 221V223L172 222V220H173V215H174V210H173V208H171L170 206H168V205H166L164 202H163V196L162 195H159L157 198H155V199H153V200H151ZM203 204V205H204ZM218 204V203H217ZM222 204V203H221ZM230 204V203H229ZM229 204H228V206H229ZM232 204H234V203H232ZM238 204V203H237ZM244 204V203H243ZM256 204V203H255ZM96 205V204H95ZM102 205H104V203L102 202ZM140 205V204H139ZM150 205V204H149ZM180 205H182V203H180ZM187 205H190V204H188L187 203ZM186 205V206H187ZM209 205V204H208ZM211 205H213V204H211ZM259 205V204H258ZM58 206V205H57ZM60 206V205H59ZM108 206V205H107ZM119 206V205H118ZM124 206V205H123ZM129 206V205H128ZM144 206V205H143ZM183 206V205H182ZM191 206V205H190ZM207 206V205H206ZM216 206V205H215ZM91 207H92V205H91ZM95 207V206H94ZM100 207L102 208V206L100 205ZM104 207L106 208V206L104 205ZM141 207V206H140ZM174 207V206H173ZM205 207V206H204ZM209 207V206H208ZM211 207V206H210ZM231 207H233V206H231ZM245 207V206H244ZM248 207V206H247ZM12 208V205L11 204H6V203H4V202H2V201H0V211H3V212H8L10 209ZM15 208V207H14ZM21 208V207H20ZM34 208V207H33ZM115 208V207H114ZM123 208V207H122ZM130 208V207H129ZM145 208V207H144ZM150 208H151V206H150ZM202 209H203V207H201ZM206 208V207H205ZM204 208V209H205ZM217 208V207H216ZM228 208V207H227ZM263 208V207H262ZM72 209V208H71ZM70 209V210H71ZM109 209V208H108ZM135 209H137V208H135ZM185 209V208H184ZM192 209V208H191ZM194 209V208H193ZM203 209V210H204ZM207 209V208H206ZM214 209V208H213ZM233 209V208H232ZM236 210L237 209H239V208H235ZM234 209V210H235ZM247 209V213H248V208H246ZM251 209V208H250ZM43 210V209H42ZM96 210V209H95ZM116 210H118V208H116ZM126 210V209H125ZM139 211L141 210V209H138ZM201 210V209H200ZM240 210V209H239ZM38 211H39V209H38ZM46 211H48V210H46ZM45 210H44V213L46 212ZM118 211H120V210H118ZM127 211V210H126ZM145 211V210H144ZM198 210H196V212H197ZM2 212V213H3ZM10 212V211H9ZM20 212H23V211H20ZM108 212V211H107ZM122 212H124L123 210H122ZM200 212H202V211H200ZM260 212V211H259ZM15 213V212H14ZM25 213V212H24ZM40 213V212H39ZM47 213H49V212H47ZM52 213V212H51ZM118 213V212H117ZM121 213V212H120ZM133 213V212H132ZM141 213V212H140ZM147 213V212H146ZM19 214V213H18ZM17 214V215H18ZM82 214V213H81ZM93 214V213H92ZM137 214H138V212H137ZM143 214V213H142ZM232 214V213H231ZM9 215V214H8ZM40 215V214H39ZM43 215V214H42ZM60 216H61V222L64 224V227L66 228V230H67V232H70V234H72V236L74 237V238H78V237H81V239L82 238H84V239H90V238H92V237H94L95 235H100V236H103L104 235V233H108V234H111V230H110V224L107 222L108 220H107V218H99V219H97V220H95V221H93V222H89L88 223V225L87 226H80L79 227V225L78 224H73L72 223V219L71 218H69V217H66V216H63L62 214H59ZM58 215V216H59ZM83 215V214H82ZM119 215V214H118ZM129 215V214H128ZM210 215H211V213H210ZM246 215V214H245ZM264 215V214H263ZM6 216V215H5ZM15 216V215H14ZM19 216H20V214H19ZM38 216V215H37ZM48 216V215H47ZM46 216V217H47ZM89 216V215H88ZM137 216V215H136ZM157 216V217H158ZM191 216V215H190ZM38 217H40V216H38ZM49 217L50 216H48V219H49ZM141 218H143L142 216H140ZM174 217H177L176 215L174 216ZM212 217V216H211ZM43 218V217H42ZM52 218V217H51ZM50 218V219H51ZM148 219H149V217H147ZM154 218H155V216H154ZM153 218V215H152V219H154ZM178 218V217H177ZM1 219H3V218H1L0 217V220ZM14 219H15V217H14ZM45 219V218H44ZM53 219H54V217H53ZM144 219H146V216L144 217ZM151 219V218H150ZM161 219V218H160ZM160 219H159V221H160ZM166 219V220H167ZM5 220V219H4ZM9 220V219H8ZM117 220V219H116ZM157 220V219H156ZM178 220V222H179V218L178 219H176V221ZM10 221V220H9ZM28 221V220H27ZM30 221V220H29ZM47 221V220H46ZM128 221H129V219H128ZM176 221H174L173 220V222H176ZM217 221V220H216ZM16 222V221H15ZM11 223H12V221H11ZM25 223H27V222H25ZM31 223V222H30ZM29 223V224H30ZM38 223V222H37ZM44 223V222H43ZM130 223V222H129ZM128 223V224H129ZM161 224V223H160ZM32 225V224H31ZM34 225H36V224H33V226ZM41 225V224H40ZM39 225V226H40ZM45 225V224H44ZM161 225H163V223L161 224ZM166 225V224H165ZM187 225V224H186ZM17 226V225H16ZM24 227H27V226H25L24 225ZM75 227V228H74ZM20 228V227H19ZM39 228H41V227H39ZM7 229H9L8 227H7ZM44 230H45V228H43ZM41 230V229H40ZM47 230H49V229H47ZM243 230V229H242ZM17 232V231H16ZM20 231H18L17 232V234L19 233ZM41 232V231H40ZM39 232V233H40ZM262 232V231H261ZM12 232H10L9 234H11ZM25 233V232H24ZM52 234V233H51ZM69 234V235H70ZM8 235V234H7ZM13 235H15V233L13 234ZM12 235V238L11 239H14L13 236ZM32 236V235H31ZM53 236V235H52ZM51 236V237H52ZM219 236V235H218ZM11 236H9L8 237V241H9V238H10ZM26 237V236H25ZM98 237V236H97ZM104 237V236H103ZM221 237V236H220ZM49 238H50V235H49ZM264 238V237H263ZM16 239H17V237H16ZM20 239V238H19ZM54 239H55V237H54ZM60 239V238H59ZM71 239V238H70ZM51 240V239H50ZM185 240V239H184ZM222 240V239H221ZM262 240V239H261ZM260 240V241H261ZM259 241V242H260ZM263 242H264V240H263ZM54 243H56V242H54ZM69 243V242H68ZM67 243V244H68ZM77 243V242H76ZM262 243V242H261ZM260 243V244H261ZM213 244V243H212ZM264 244V243H263ZM262 244V245H263ZM7 245H8V243H7ZM154 245V244H153ZM153 245L152 246H149L148 245V243L147 242H140V244H139V248L140 249H142L143 250V252H144V254H148L149 256H151V259H144L143 258V255H141L140 254V252H139V250H137V249H134L133 247H130V248H127V247H120V246H117V245H113V246H104V248L107 250V255H103L102 257H100V258H97V259H103L104 257H107V256H110V259H108V261L109 262H112L113 264H129V263H132L133 262V264H248L246 261H245V258L247 257V256H249V255H252L251 253L253 252H249V251H247L246 249H244L243 247H239V246H235V245H231V246H229L228 248H225V249H223V248H221L222 249V251L224 252V257L223 258H219V257H213L212 256V258H211V260H201L202 262H185V261H183V259L181 258V256L179 255V253L178 252H173V251H168L167 249H165L163 246H162V243H158V244H156L154 247H153ZM230 245V244H229ZM252 245V244H251ZM257 245V244H256ZM256 245L254 244V247H256ZM258 247H259V245H257ZM252 247V246H251ZM264 247V246H263ZM205 248V247H204ZM249 248V247H248ZM253 248V247H252ZM1 249V248H0ZM256 249V248H255ZM250 250V249H249ZM257 251L259 250L258 248L256 249ZM256 250H254V252L256 251ZM261 251H263V249H260ZM149 252V253H148ZM209 254L208 255H211V252H208ZM13 254V253H12ZM253 254H256V252L255 253H253ZM259 254H260V251H259ZM17 255V254H16ZM260 255H262V254H260ZM3 257V256H2ZM120 257H123V259H120ZM209 257V256H208ZM258 257V256H257ZM205 258H207V257H205ZM15 259V258H14ZM199 260V259H198ZM98 261V260H97ZM192 261V260H191ZM249 261V260H248ZM81 264H93V263H91V262H89L88 260H86V259H83V261H82V263ZM111 264V263H110ZM251 264V263H250ZM263 264H264V262H263Z\"/></svg>","mask_w":264,"mask_h":264}]
</instances>
